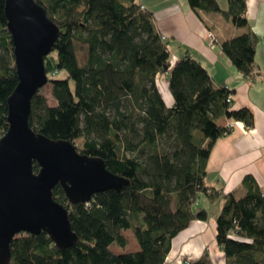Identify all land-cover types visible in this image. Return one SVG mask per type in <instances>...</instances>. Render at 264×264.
Listing matches in <instances>:
<instances>
[{"label": "trees", "instance_id": "16d2710c", "mask_svg": "<svg viewBox=\"0 0 264 264\" xmlns=\"http://www.w3.org/2000/svg\"><path fill=\"white\" fill-rule=\"evenodd\" d=\"M60 29L44 67L56 102L49 106L40 90L31 100L29 126L35 133L75 145L103 160L106 168L129 181L121 191L95 194L89 203L70 205L60 185L52 190L69 214L76 243L59 250L44 232L20 234L11 243L10 264H165L173 240L194 221H207L200 207L223 201L215 219L216 244L226 264H264V193L244 177L242 198L205 186L211 150L233 131L224 117L251 128L248 109L233 110V93L214 87L207 71L186 56L171 62L153 14L138 0H35ZM187 0L195 12L220 13L245 28L246 0ZM223 54L245 77L255 64L251 32L221 45ZM81 52V54H79ZM61 75V76H59ZM167 76L173 106L159 90ZM18 84L5 2L0 0V139L8 129L7 100ZM60 117L59 128L50 121ZM76 146V145H75ZM33 171L38 173L37 163ZM132 231L139 252L116 255L124 231ZM190 264H213L205 251Z\"/></svg>", "mask_w": 264, "mask_h": 264}, {"label": "water", "instance_id": "95a60500", "mask_svg": "<svg viewBox=\"0 0 264 264\" xmlns=\"http://www.w3.org/2000/svg\"><path fill=\"white\" fill-rule=\"evenodd\" d=\"M4 2L18 76L7 100L8 129L0 139V264H10L11 243L20 234L44 232L59 250L76 243L67 209L52 196L54 187L60 185L69 204L77 205L108 190L121 192L129 181L110 172L103 160L79 153L73 143L30 128L31 100L48 84L44 58L60 29L35 0Z\"/></svg>", "mask_w": 264, "mask_h": 264}, {"label": "crops", "instance_id": "0c3cea01", "mask_svg": "<svg viewBox=\"0 0 264 264\" xmlns=\"http://www.w3.org/2000/svg\"><path fill=\"white\" fill-rule=\"evenodd\" d=\"M216 1L221 9L227 10V0ZM138 2L153 14L156 30L166 37L171 62L186 56L197 61L211 77L214 87L226 86L233 93V110L248 109L253 115L251 128L224 117L218 119L221 126L234 123V129L214 144L207 161L205 186L222 189L224 194L232 193L239 199L238 196L246 193L241 186L244 177L251 176L264 193V0H246L244 16L248 25L245 28H237L220 13L195 12L187 0ZM248 32L255 38V64L251 76L245 77L223 54L221 45ZM159 90L167 106H173L167 76L160 80ZM199 205L208 211L209 219L192 222L173 240L165 264L193 263L205 251L213 264H226L215 240V219L223 201L209 205L202 197Z\"/></svg>", "mask_w": 264, "mask_h": 264}, {"label": "rangeland", "instance_id": "374dc122", "mask_svg": "<svg viewBox=\"0 0 264 264\" xmlns=\"http://www.w3.org/2000/svg\"><path fill=\"white\" fill-rule=\"evenodd\" d=\"M79 54H81V52ZM59 76H61V75H59ZM40 94H42L47 99L49 106H55L56 105V102L53 99L52 94H51V85L50 84H47L46 86L41 88ZM50 124L56 129L59 128L60 117H56V118L52 119L50 121ZM79 144H80V140L76 141V143H75L76 147L80 146ZM240 197H242V196H238V198H240ZM212 210L214 212V210H216V208L214 207ZM122 234L127 241V245L124 248H120L117 245H112L111 251L114 254L121 255V256L139 252L140 251L139 246H138V244L134 238L132 231H130V230L124 231Z\"/></svg>", "mask_w": 264, "mask_h": 264}, {"label": "built area", "instance_id": "2783aa9c", "mask_svg": "<svg viewBox=\"0 0 264 264\" xmlns=\"http://www.w3.org/2000/svg\"><path fill=\"white\" fill-rule=\"evenodd\" d=\"M142 9H144V8L142 7ZM209 37L212 38V35L209 34ZM161 39H162L163 42H166V37H161ZM232 97H233V95H229V97H228V99H227V101H228L229 103H232ZM227 126H228L229 128L234 129V123H229ZM183 264H190V262L187 261V262H184Z\"/></svg>", "mask_w": 264, "mask_h": 264}]
</instances>
